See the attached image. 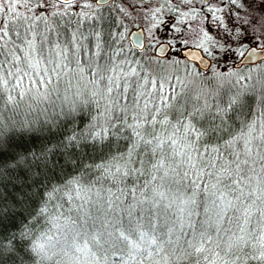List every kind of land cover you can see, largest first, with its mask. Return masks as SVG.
<instances>
[{"label": "snow or ice", "instance_id": "1", "mask_svg": "<svg viewBox=\"0 0 264 264\" xmlns=\"http://www.w3.org/2000/svg\"><path fill=\"white\" fill-rule=\"evenodd\" d=\"M197 2L224 35L220 43V33L214 39L211 27L201 29L196 47L210 56L218 48L224 63L230 37L248 33L241 20L259 29L264 18V0ZM74 3L0 0V264H264V123L234 134L229 121L239 97L217 99V91L209 102L210 92L201 103L179 76L135 61L143 71H124L128 61L107 55L101 31L92 29L86 46L83 22L102 19L97 10L111 0H83L76 28L63 42L59 34L51 39L49 15L63 17ZM193 3L121 0L115 8L125 16L143 10L162 23V12ZM228 5L259 15L241 17ZM70 73L89 77L92 88L80 101L89 112L69 107L63 120L47 110L32 115L31 105L23 116L16 112L33 88V99L48 100L49 86ZM8 224L17 231L6 235Z\"/></svg>", "mask_w": 264, "mask_h": 264}, {"label": "rangeland", "instance_id": "2", "mask_svg": "<svg viewBox=\"0 0 264 264\" xmlns=\"http://www.w3.org/2000/svg\"><path fill=\"white\" fill-rule=\"evenodd\" d=\"M120 2L121 0H111L109 5L113 3L115 5ZM217 2L218 0L210 1L212 4H216ZM249 2H251V0H249ZM155 6V3L152 4V7ZM220 6L225 7V4L222 3ZM227 7L231 8L233 13L239 11L241 17L259 15L255 7L251 10L247 8L236 9L235 7ZM77 8V5L72 7L73 10H77ZM193 8L196 10L195 17H193ZM112 9L114 10V7H112ZM128 11L129 15L127 16L131 18L134 25H136L135 27H141L144 31L145 47L143 50L139 51L140 53L136 57H134L132 53H127L125 51H122L120 55H117V53H119L118 51L111 55L118 62L123 60L128 61L127 64L121 62V67L124 71H128L130 68H137L138 71H143L139 68L137 63H133L135 61L144 65V67L153 74L167 75L170 77L179 76L184 81L185 92L193 98L200 95L201 103L210 92L212 96H208V100L212 102L213 96H215L217 91L220 94L217 99L249 92L254 101L253 106H256L261 102L260 100L264 99V88L261 87V85L264 84V60L251 66L237 65L242 54L247 49L255 48L264 53V18L260 19L259 29L243 25L241 20V27H248V33L244 34L243 32H238L234 37H230L232 39V51L229 53L231 59L224 63V53L218 48L213 49L214 56H210L205 53L202 48L196 47L202 37L201 29L207 30L209 27L212 28L209 35H212L215 39L216 34L220 33V43L223 42L222 37L224 35V30L222 27L216 28L214 22L205 18V4L194 0L192 5H183V7L181 5L180 11L187 12L188 15L182 16L179 20L171 21L167 26H164L165 20H168L166 15L160 16L162 20L161 23L160 21H153L151 16L146 15L143 10L135 13H133L131 9ZM220 15H224V13H220ZM120 18L123 19L124 22L127 20L123 15L120 16ZM163 29H167V32L165 35L161 36V31ZM253 36L256 38L252 39ZM160 40L170 42L171 50L164 58L158 59V57L154 55L153 48L156 42ZM184 49L201 50L204 55L211 59L210 67L205 71L197 69L180 54V50ZM126 51H129L128 47ZM217 75L221 77L220 80L216 79ZM68 77L69 76H67V79ZM85 85L87 84L85 83ZM210 85L211 87H209ZM80 91L81 93L78 91L77 95L72 96V98H76V101L83 98L81 94L90 91V88L85 89V91ZM68 96L70 97L71 95ZM260 123H264L263 120H260L259 124Z\"/></svg>", "mask_w": 264, "mask_h": 264}, {"label": "trees", "instance_id": "3", "mask_svg": "<svg viewBox=\"0 0 264 264\" xmlns=\"http://www.w3.org/2000/svg\"><path fill=\"white\" fill-rule=\"evenodd\" d=\"M114 1V0H113ZM93 3V0H91ZM83 0H76V3H74L73 6L77 4H82ZM94 4V3H93ZM114 7V10L112 9ZM20 12H25L26 10L21 8L19 10ZM52 9H48V13H51ZM80 11L79 8L77 10H73L72 8L68 9L67 14L63 15V17H52L49 15V19L47 21L48 25L55 29L56 31L50 33V38L53 40L57 39V36L59 34V40L63 42L66 35H70L72 30L76 28V20H77V14ZM89 11V10H85ZM98 13L102 15V19H96V20H87L83 22L80 31L84 33V35L89 36V40L84 41V44L86 46L89 45L90 42L94 43L92 40V37L90 35L91 30L95 29L97 31H101L105 40L104 48L108 56H111L119 52V55L122 51L132 53L134 57H136L140 52L133 48L128 40V33L130 29L134 28L136 25H134L131 18L128 16H125L123 13H119L114 3L111 5L103 6L98 8ZM124 16L126 22L123 21V19L120 18V16ZM123 18V17H122ZM122 22V23H121ZM23 27H21V31H23ZM123 28V29H122ZM45 24L44 22H38V30L44 31ZM111 32L113 36H116L117 38L115 40H109L108 33ZM120 34V35H118ZM111 45V47H109ZM127 47L129 51L127 50ZM126 49V50H125ZM87 59V56L84 57ZM107 58V57H105ZM78 75V76H77ZM67 76L64 77L59 81L58 84L54 83L53 85L49 86L51 89V95L48 100L43 99H33L32 97L36 95L35 89L31 92H29L27 95L24 96L22 100H18V108H16V112H18L21 116L25 115L29 109L28 106L31 105L33 108L32 115L41 114L43 115L44 111L47 110L48 116H55V118L63 120L64 119V113L68 112L69 107H74L76 109L77 113H87L89 112L90 105L86 103H81L84 99V96L87 95L90 91L84 93L80 100L76 101V98H72V96L77 95L78 91L81 93L80 90H84L87 88H92V85L89 84L87 81L89 77L85 75L83 79L79 76L78 73H70ZM69 80V82H68ZM85 83L87 85H85ZM25 88H28L29 85L27 82L24 85ZM20 91V89H17L16 91L12 92L13 96L17 95V92ZM41 92H44L45 89L41 88ZM0 92H4L6 94V90H4L2 87H0ZM238 94V93H237ZM68 95H71L70 97ZM239 97V99L242 102V106L238 107L236 112L232 115L234 116V120L229 121L230 130L234 134H239L241 129H246L247 124L255 121L257 125H259L260 120H263L264 122V111H262V100L259 102L256 106H253V99L251 98V94L245 93V94H239L236 95ZM65 97L68 99L66 100ZM229 97H224L223 99L226 101ZM75 101V103H73ZM9 112L12 111L11 108L8 109ZM58 114V115H57ZM119 114V113H117ZM91 115H96L95 108H91ZM130 115V113H129ZM77 119V127H79V119L80 116H76ZM90 119V117H89ZM123 143V142H122ZM243 141L240 142L239 147L242 148ZM109 183H111L109 181ZM129 186H131L129 184ZM70 205H65L63 211L66 213V215H75V211L69 212ZM63 222V218L61 220V223ZM8 231L6 235H10L11 232L17 231V229H14L11 224L7 225ZM7 244V241H5Z\"/></svg>", "mask_w": 264, "mask_h": 264}, {"label": "flooded vegetation", "instance_id": "4", "mask_svg": "<svg viewBox=\"0 0 264 264\" xmlns=\"http://www.w3.org/2000/svg\"><path fill=\"white\" fill-rule=\"evenodd\" d=\"M212 1V0H209V2ZM146 4H147V0H145ZM156 4L158 3V0H152V4ZM230 7H235V6H232V5H228ZM181 7V5H180ZM180 7H179V11H174V12H170V11H164L160 14V16H165L166 15V18H168V20L166 19L165 20V23H164V26H167L170 24L171 21H174V20H179L182 18V16L180 15L181 11H180ZM183 7V5H182ZM167 32V29H163L161 31V36L165 35ZM160 46H164L165 47V53L160 56L158 59H161V58H164L171 50V47L169 46V42L165 41V40H160L158 42H156V44L154 45V48H153V51H155L156 48L160 47ZM145 47V46H144ZM248 50V49H247ZM245 50L244 53L247 51ZM244 53L242 54L239 62L237 65H243V66H247V64H244L243 63V55ZM180 54L186 58V60L191 63L193 66H195L197 69H201V66L198 65V63L200 62H203V61H206L207 63H209V67L211 65V59L209 57H207L206 55H204V53H202L201 50H195V49H184V50H180ZM190 54H192L190 56ZM193 56L195 57V59H197V62H194V58ZM208 67V68H209ZM204 71V70H203Z\"/></svg>", "mask_w": 264, "mask_h": 264}, {"label": "water", "instance_id": "5", "mask_svg": "<svg viewBox=\"0 0 264 264\" xmlns=\"http://www.w3.org/2000/svg\"><path fill=\"white\" fill-rule=\"evenodd\" d=\"M100 0H94V4H99ZM104 4L103 6H106ZM128 40L131 45L137 50H142L145 46V34L141 27H135L128 33ZM165 53V47L160 46L155 49L154 55L160 57ZM191 56V55H190ZM264 60V53L255 48L248 49L243 55V63L247 65H254L256 63L262 62ZM194 62H197V59L194 58ZM201 66L202 70H206L209 67V63L206 61L198 63Z\"/></svg>", "mask_w": 264, "mask_h": 264}]
</instances>
